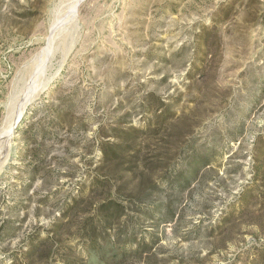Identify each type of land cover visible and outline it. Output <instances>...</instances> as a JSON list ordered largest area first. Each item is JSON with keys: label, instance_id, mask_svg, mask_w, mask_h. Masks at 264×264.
<instances>
[{"label": "rangeland", "instance_id": "obj_1", "mask_svg": "<svg viewBox=\"0 0 264 264\" xmlns=\"http://www.w3.org/2000/svg\"><path fill=\"white\" fill-rule=\"evenodd\" d=\"M0 264H264V0H0Z\"/></svg>", "mask_w": 264, "mask_h": 264}]
</instances>
